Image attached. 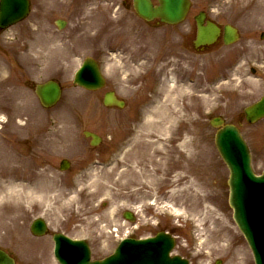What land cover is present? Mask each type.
Returning a JSON list of instances; mask_svg holds the SVG:
<instances>
[{
    "label": "rangeland",
    "instance_id": "rangeland-1",
    "mask_svg": "<svg viewBox=\"0 0 264 264\" xmlns=\"http://www.w3.org/2000/svg\"><path fill=\"white\" fill-rule=\"evenodd\" d=\"M223 1L225 4H220ZM231 1L192 0L185 22L157 26L135 14L132 0H31L32 12L26 20L0 30V177L2 172L12 175L11 169L17 167L26 180L47 190L45 203L34 205L22 225L19 221L23 217L12 218L21 210L29 213L25 207L28 194L16 184L12 198L18 199L7 203L4 212L12 228H19L17 235L8 234L14 232L11 228L4 231L7 219L0 213V247H8L18 264H46L40 261L45 257L39 253L50 251L51 235L56 231L88 240L95 258L111 254L119 242L116 236L127 229L125 210L135 212L145 226L158 218L160 227L176 235L175 252L194 264H216L218 260L222 264H253L250 249L232 217L229 171L216 149L215 129L209 120L222 115L229 122H240L257 171L264 169V120L249 125L242 117L243 108L257 99L262 87L253 90V86L248 92L249 88L241 89L242 81L234 78L240 53L248 57V52H254L260 63L256 52L264 48L259 49V41L249 43L250 37L256 40L254 27L241 20L236 24L243 38L233 46L218 44L202 53L191 46L194 15L203 10L218 23L234 21L238 7L247 4L244 0ZM58 19L66 21L64 28H57ZM90 56L100 62L107 79L106 87L95 92L73 84L75 71ZM244 61L237 65L240 75L255 64L250 58ZM231 75L234 80L227 79ZM50 78L63 84L64 94L55 108L46 111L40 109L34 84ZM108 89L126 101L125 108L103 106ZM166 105H172L175 118L169 130L158 125L163 120L157 107L161 110ZM53 124L58 129L56 134ZM85 130L100 134L102 142L92 147L83 135ZM137 134L143 136L142 144L137 142L140 148L136 145V151L124 153L126 148L122 147ZM15 137L26 138L22 148H15ZM157 140L160 144L148 148L143 144ZM183 142L195 154L205 147L211 170L196 166L195 175L186 173L188 178L174 182L179 169L173 164L179 158L183 162L175 148ZM149 150L156 151L158 160L166 158V165L157 172V166L138 162ZM64 158L70 161L67 171L59 169ZM190 163L188 168L192 167ZM128 166L153 171L158 185L141 184L132 175L135 172L125 174ZM21 174L13 177L23 179ZM194 178L206 185L200 193L207 195L195 211L186 200V182ZM174 210L180 212L174 215ZM208 211L216 214L208 216ZM41 212L49 225L44 240L33 239L28 230L34 216ZM117 227L119 234L111 233ZM152 231L146 227L141 235Z\"/></svg>",
    "mask_w": 264,
    "mask_h": 264
},
{
    "label": "water",
    "instance_id": "water-1",
    "mask_svg": "<svg viewBox=\"0 0 264 264\" xmlns=\"http://www.w3.org/2000/svg\"><path fill=\"white\" fill-rule=\"evenodd\" d=\"M189 0H159V5L154 6L151 0H136L137 11L147 20L159 17L167 23L182 21L189 9ZM28 10V0H1L0 26L7 27L22 19ZM204 13L198 17V38L201 43L211 44L220 35V28L208 21L203 24ZM235 30L226 27V41H230V35ZM77 82L88 88L99 87L103 84V78L95 61L88 59L77 72ZM38 95L46 106L55 104L61 95L60 86L49 81L39 86ZM110 99L122 106L123 102L110 95ZM252 119L256 120L264 116V100L254 105L250 110ZM212 124L220 127L223 122L215 118ZM217 147L230 169L229 184L231 187L230 203L235 209V219L241 230L247 236L255 253L264 248V175L256 176L251 167V157L245 141L238 129L233 125H225L219 128L216 135ZM40 233L44 232L45 225L37 221ZM57 249V257L63 264H69L72 260L78 264H188L180 257L170 259L169 250L171 240L160 236L156 239L141 241L127 240L117 249L116 253L102 261L90 262V250L83 241H73L61 237ZM66 242V243H65ZM65 243L71 246L73 253L79 251V255L68 254L69 250H62ZM2 256V252H0ZM261 263V258L258 256ZM5 261H1L0 264ZM13 262L10 261L9 264Z\"/></svg>",
    "mask_w": 264,
    "mask_h": 264
},
{
    "label": "bare ground",
    "instance_id": "bare-ground-1",
    "mask_svg": "<svg viewBox=\"0 0 264 264\" xmlns=\"http://www.w3.org/2000/svg\"><path fill=\"white\" fill-rule=\"evenodd\" d=\"M241 62L244 63V61H241ZM246 81L249 82V88H251V86L255 84L254 79L251 77H248L246 79ZM256 89L258 90L257 84L253 90H256ZM159 107L160 106L157 107V113H158L159 117L161 118V120H163V121L161 123H159L158 125L162 129L169 130L175 122V118L172 114V109H173L172 105H170V106L166 105L161 110L158 109ZM138 135L139 134H137L134 139L128 140V142L126 143V150L124 153L127 154L128 152L136 151L137 142L142 144L143 140L142 141H140V140L142 139L143 136L142 135L138 136ZM143 144L145 146L147 145L146 147L148 148V147L153 146L155 144H160V142L158 140L157 141H149V142L146 141V143H143ZM137 146L140 148L139 145H137ZM175 152H178L183 157V162H182L181 158H179L177 160L178 163L173 164V165H177L178 169H179V170H176V172L174 173V182H178L181 179L185 180L187 177L186 173H191L192 175H195L196 172L194 173V170H195L196 166H200L201 170H203V171H205L206 169L211 170L210 156H209L208 151L205 149V147L201 146L200 150L197 152L198 154H195V153H192L190 150H187V143L183 142V143H180V145L177 148H175ZM156 154L157 153L154 150H149L145 153L143 152L144 156H140L138 162L141 160L142 163H145V165L146 164H152L154 166H157V168L155 169V171L157 172L160 168H162L164 165H166V162H165L166 158L164 160L163 159L164 157H162L158 160V159H156L157 157H155ZM184 161L187 162V164H185ZM190 161H191L190 165H192V167L189 166V168H188V162H190ZM196 163H198L199 165H197ZM138 168H139L138 166H136L135 169H133L132 166H128L124 173L128 175L129 173L135 172L132 175L141 184L147 183V184L158 185V182L155 181L156 177L154 178V176H153V173H152L153 171H147V170L145 171L144 169L140 170ZM171 170H173V169L171 168ZM186 183H188V185L186 186V189L188 190L186 200L190 201L191 208H192V210L195 211V210H197L199 205H202V203H204L207 200V195L202 196L203 194L200 193V191L202 189H204L203 187H205L206 185H204V183H202L197 178H194L192 181L188 179ZM13 192H15L14 187H11V188L6 187L3 190H0V193H1L0 194V201H2L4 197L8 196V193H13ZM149 202L152 205H156L154 200H150ZM177 211H179V210H174V213L176 214ZM181 214H182V212H181ZM214 214H216V212H212V211L207 212V215L211 216V217L214 216ZM133 218H134V215H133ZM223 227H226V224ZM220 233H224V232H222V230H220ZM229 238L231 239V237H229ZM202 242H203V239H202Z\"/></svg>",
    "mask_w": 264,
    "mask_h": 264
},
{
    "label": "flooded vegetation",
    "instance_id": "flooded-vegetation-1",
    "mask_svg": "<svg viewBox=\"0 0 264 264\" xmlns=\"http://www.w3.org/2000/svg\"><path fill=\"white\" fill-rule=\"evenodd\" d=\"M250 2L242 11L239 12L238 17L252 16V18H243V21L248 25H264V1L258 0H244Z\"/></svg>",
    "mask_w": 264,
    "mask_h": 264
}]
</instances>
